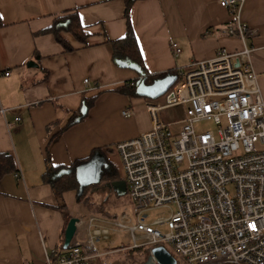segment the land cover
I'll use <instances>...</instances> for the list:
<instances>
[{"label": "crops", "instance_id": "0c3cea01", "mask_svg": "<svg viewBox=\"0 0 264 264\" xmlns=\"http://www.w3.org/2000/svg\"><path fill=\"white\" fill-rule=\"evenodd\" d=\"M74 9L90 36L81 46L66 35L76 47L68 52L52 33L42 31L55 16ZM124 9V0H0V153L15 155L19 174L0 180V264H47L64 242L68 222L60 204L79 218L72 243L84 244L88 264H141L130 253L112 258L119 249L88 247L90 219L106 213L80 202L77 190L58 196L46 179L53 168L71 166L100 149L124 178L115 145L151 127L145 97L115 90L140 77L116 64L109 41L126 34ZM130 19L149 74L178 72L194 60L213 58L221 47L236 51L243 46L239 37L222 32L233 15L218 0H138ZM241 20L254 31L247 43L254 48L252 64L264 96V0H244ZM173 42L180 53H174ZM93 97L76 121L85 99ZM127 108L131 116L123 114Z\"/></svg>", "mask_w": 264, "mask_h": 264}, {"label": "built area", "instance_id": "2783aa9c", "mask_svg": "<svg viewBox=\"0 0 264 264\" xmlns=\"http://www.w3.org/2000/svg\"><path fill=\"white\" fill-rule=\"evenodd\" d=\"M218 3L233 15L222 32L243 46L190 62L166 93L145 98L151 127L115 145L137 222L115 226L131 231L133 247L170 245L178 264H264V96L247 43L254 31L241 20L244 0ZM171 46L180 53L176 42ZM173 107L184 116L164 120L162 112ZM207 121L217 129H196ZM172 204L168 216L145 220L147 210ZM136 232L145 242H137ZM108 234V227H93L87 246L95 248L94 241ZM65 250L48 256L47 264H88L83 243Z\"/></svg>", "mask_w": 264, "mask_h": 264}, {"label": "trees", "instance_id": "16d2710c", "mask_svg": "<svg viewBox=\"0 0 264 264\" xmlns=\"http://www.w3.org/2000/svg\"><path fill=\"white\" fill-rule=\"evenodd\" d=\"M124 1H125L124 17L126 19V34L122 38L109 40L114 49L115 59L121 58L124 60H131L139 64L145 72L144 79L146 83H152L155 79L162 78L167 74H178L177 70H169L166 72L155 73V74H149L147 72V69L143 63L140 47L137 38L135 36L132 22L130 19V10L133 4L138 0H124ZM2 25L3 22L0 17V26ZM42 32L52 33L55 39L57 40V42L60 45H62L65 51L68 52L74 51L76 47H74L68 41L66 35L71 36L81 46L88 44V38L90 36V32L86 29V26L82 24L77 9L68 10L59 16H55L52 25L49 28L43 30ZM250 34L251 33H249L248 36H250ZM137 81L138 79L127 81L126 83L119 85L115 90L130 98L138 97V95L136 94ZM94 99L95 97L85 99V104L88 108H90L93 105ZM73 123H74L73 121L69 122V124L66 125L64 129ZM100 150H95L92 153V155L87 158L76 160L71 166L68 167L57 166L53 168L54 171H58L61 168H70L71 171L69 173L52 178V174L54 173V171L46 172V179L50 181L58 196H61L62 193L67 190H73V189L77 190L78 200L84 203L85 205H87L94 212H99V213L102 212L100 210H102L103 208V200L101 199L99 202L98 201L96 202L94 199V194H96V192H99L101 190L111 191V188L108 186L111 182L115 180L124 179L120 176L117 167L112 162L107 161V165L104 167V171L100 181L85 186L83 188V192L79 193L80 183L76 176V168L78 165L89 161L93 157V155ZM17 172H18V165L15 155L11 152L0 153V180L8 173H17ZM58 207L59 209L62 210L66 218V222H68V220L71 217H74L67 211L65 204H60ZM150 249L151 248L149 246L135 247L130 250L131 252H129L130 253L129 255L133 257L131 258L133 260L142 257L143 259L141 260V264H143V262L147 259L149 255ZM64 251L66 250L63 248V244H60L58 250L52 255V258L55 259L57 254L63 253ZM134 252H136V255H134Z\"/></svg>", "mask_w": 264, "mask_h": 264}, {"label": "water", "instance_id": "95a60500", "mask_svg": "<svg viewBox=\"0 0 264 264\" xmlns=\"http://www.w3.org/2000/svg\"><path fill=\"white\" fill-rule=\"evenodd\" d=\"M116 64L120 67H128L136 70L140 77L137 81L136 94L140 97L157 99L166 93L169 88L177 81V74H167L162 78L155 79L152 83H146L144 77L145 72L142 67L131 60L117 59ZM88 107L84 104L80 111V116L76 119L79 121L87 112ZM107 165V161L96 152L93 157L76 168V176L80 183L79 193L83 192V188L92 183H97L101 179V167ZM70 168H61L53 174V178L69 173ZM118 196L127 194V184L124 179L115 180L108 185ZM78 217H71L64 231L63 248L68 249L72 243L75 232L77 230ZM143 264H178V260L174 254L162 244L153 246L149 252L147 259Z\"/></svg>", "mask_w": 264, "mask_h": 264}, {"label": "rangeland", "instance_id": "374dc122", "mask_svg": "<svg viewBox=\"0 0 264 264\" xmlns=\"http://www.w3.org/2000/svg\"><path fill=\"white\" fill-rule=\"evenodd\" d=\"M146 104V103H145ZM181 107H173L166 111H163L161 116L164 120H179L184 116V113L182 112ZM180 124H176L173 126V129L177 130L179 129ZM195 127L198 131L200 130H216L217 126L211 122H201L196 123ZM89 193V192H88ZM100 197H96V202L100 201L101 198L103 200V208L101 213L106 214L104 217L97 216L95 221L92 222V226H101V227H108L109 228V234L106 238H100L98 240L94 241V245L96 248H99L100 250H106V249H119L121 250V253H115L112 255V258L114 257H123L127 253L131 252L130 249L132 248L134 242L132 238L131 231L128 228L123 227H116V222H125L128 225H133L137 222V216L134 213V205L132 201L129 199V196H118L114 191L110 190H101L99 191ZM171 209H176L175 204H172L170 208L163 207V208H153L149 209L145 212L146 214V221L152 222L158 218L166 217L170 214ZM99 218H102L104 223L99 224ZM86 223H90L88 219H86ZM160 230L162 232L168 231L167 227L165 225H160ZM88 237V232L87 235ZM137 236V242L139 244H142L145 242V238L141 236L140 233L136 232ZM144 247V246H143ZM168 249L173 252L170 245H167ZM150 252V251H149ZM135 254V253H134ZM143 258L139 257V262L141 263V260ZM127 264H130L129 261H126Z\"/></svg>", "mask_w": 264, "mask_h": 264}, {"label": "flooded vegetation", "instance_id": "af4514ba", "mask_svg": "<svg viewBox=\"0 0 264 264\" xmlns=\"http://www.w3.org/2000/svg\"><path fill=\"white\" fill-rule=\"evenodd\" d=\"M103 171H104V165L101 167V177H102Z\"/></svg>", "mask_w": 264, "mask_h": 264}]
</instances>
